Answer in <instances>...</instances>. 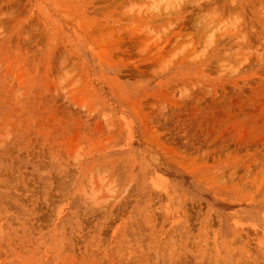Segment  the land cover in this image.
I'll list each match as a JSON object with an SVG mask.
<instances>
[{
    "label": "rangeland",
    "instance_id": "rangeland-1",
    "mask_svg": "<svg viewBox=\"0 0 264 264\" xmlns=\"http://www.w3.org/2000/svg\"><path fill=\"white\" fill-rule=\"evenodd\" d=\"M0 264H264V0H0Z\"/></svg>",
    "mask_w": 264,
    "mask_h": 264
}]
</instances>
